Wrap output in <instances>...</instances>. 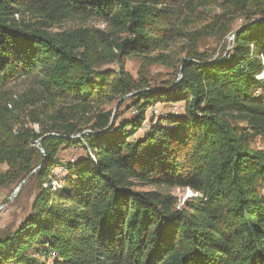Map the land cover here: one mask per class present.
<instances>
[{"label":"trees","instance_id":"16d2710c","mask_svg":"<svg viewBox=\"0 0 264 264\" xmlns=\"http://www.w3.org/2000/svg\"><path fill=\"white\" fill-rule=\"evenodd\" d=\"M197 1L0 0V179L35 170L39 181L29 214L0 236V264H264V0H223L222 18L246 19L232 47L182 50L163 87L120 61L171 64ZM75 20L104 27L55 29ZM22 78L33 86L12 92ZM125 97L135 115L115 127L105 106ZM157 103L184 112L135 137ZM75 146L85 155L58 159ZM145 186L194 196L179 206Z\"/></svg>","mask_w":264,"mask_h":264},{"label":"rangeland","instance_id":"374dc122","mask_svg":"<svg viewBox=\"0 0 264 264\" xmlns=\"http://www.w3.org/2000/svg\"><path fill=\"white\" fill-rule=\"evenodd\" d=\"M225 6L223 0H206L205 2L200 3L199 1L196 2L194 5L195 10L193 9V14L189 16L187 21L188 25L186 27L187 32L192 34L190 40L188 37L181 38V40L171 46L169 51L165 52L168 55L171 64L159 62H150L147 64L141 57H124L120 61L124 63L125 69L133 77L138 78L143 76V78L149 83L150 87L160 88L163 87L167 81H171L176 77L177 59L182 57V50H194L195 52L204 54L209 58L225 55V53H227L232 47L231 34L246 22L243 15L237 14L231 9H227V15H230L229 18H222V14L226 10V8H224ZM260 7L264 8V6L261 5ZM259 8L252 6L250 11H256ZM76 27H95L103 29L104 25L92 20L85 22L75 20L64 22L60 27L55 29L66 30ZM117 67L118 65L115 62L104 63L99 66L100 69L110 68L114 70L117 69ZM33 84L34 80L32 78H22L12 83L9 89L16 94H21L31 88ZM123 99V103L120 107L119 103H121V101L113 102L112 104L105 106L107 110H112L113 114H117L115 127L126 119H132L133 115H135V113H132V111L135 110V107L132 105L129 97ZM155 105L162 109L164 108L163 110L169 108V106L164 103H157ZM145 120L149 121L148 118ZM150 124L154 123L149 121L148 126L145 127L143 131L139 129L135 137L143 136V134H145L150 128ZM233 124L245 127L244 123L233 122ZM254 140L255 147L264 149V136H257ZM83 155H85V150L81 147H64L58 153V159L66 163L71 162L72 159L74 161ZM7 169L8 166L6 164L0 165V173H4ZM34 171L33 175L27 177H25L24 174H20L15 175L14 177L11 175V179L9 177L0 179L2 182L0 186V236L12 232L27 214H29L33 198L39 190V181L35 177ZM54 173L56 175L62 174L63 170L60 166H56L54 168ZM55 186L57 187L56 181H53L52 187ZM137 189L143 191L157 190L169 193L172 197L177 199L179 206L185 204L192 196H194V193L187 188L145 186L138 187ZM17 190L18 192H16ZM258 192L264 197V183L260 185ZM39 261L42 263L44 262L43 259H40Z\"/></svg>","mask_w":264,"mask_h":264},{"label":"built area","instance_id":"2783aa9c","mask_svg":"<svg viewBox=\"0 0 264 264\" xmlns=\"http://www.w3.org/2000/svg\"><path fill=\"white\" fill-rule=\"evenodd\" d=\"M264 74L259 76L258 78H263ZM179 78V77H178ZM169 108L167 110H163L162 108L152 105L150 106L145 113V117L149 119V121L152 123H155L157 119L159 118H165L168 115H180L184 112L183 103H173V104H167ZM160 106V105H159ZM132 113H135V111H132ZM149 121L145 120L142 127L140 128L142 131L145 129V127L148 126ZM73 159L71 160V162Z\"/></svg>","mask_w":264,"mask_h":264},{"label":"water","instance_id":"95a60500","mask_svg":"<svg viewBox=\"0 0 264 264\" xmlns=\"http://www.w3.org/2000/svg\"><path fill=\"white\" fill-rule=\"evenodd\" d=\"M237 33V30H235L232 34H231V37H232V39H233V37H234V35ZM126 98V97H125ZM118 105V104H117ZM117 105H116V107H117ZM19 190V189H18ZM18 190L16 191V192H18Z\"/></svg>","mask_w":264,"mask_h":264}]
</instances>
